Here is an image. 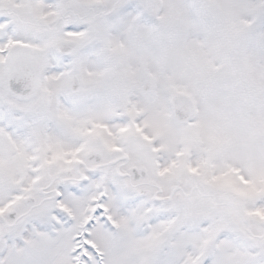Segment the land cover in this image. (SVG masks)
Returning a JSON list of instances; mask_svg holds the SVG:
<instances>
[{
    "label": "snow or ice",
    "instance_id": "6c2138e0",
    "mask_svg": "<svg viewBox=\"0 0 264 264\" xmlns=\"http://www.w3.org/2000/svg\"><path fill=\"white\" fill-rule=\"evenodd\" d=\"M0 264H264V0H0Z\"/></svg>",
    "mask_w": 264,
    "mask_h": 264
}]
</instances>
